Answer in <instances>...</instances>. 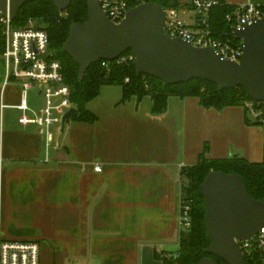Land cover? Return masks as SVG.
<instances>
[{
    "label": "crops",
    "instance_id": "0c3cea01",
    "mask_svg": "<svg viewBox=\"0 0 264 264\" xmlns=\"http://www.w3.org/2000/svg\"><path fill=\"white\" fill-rule=\"evenodd\" d=\"M177 1L180 19L194 27L191 0ZM247 1L264 4L228 3ZM5 75L0 54L1 231L37 241L40 264H167L155 254L180 248L181 169L197 163L204 145L208 158H227L230 147L246 158L255 134L261 145L241 106L217 111L170 96L155 115L149 96L122 102L119 85H102L86 104L94 122L70 118L47 139L39 126L19 124L20 87Z\"/></svg>",
    "mask_w": 264,
    "mask_h": 264
},
{
    "label": "water",
    "instance_id": "95a60500",
    "mask_svg": "<svg viewBox=\"0 0 264 264\" xmlns=\"http://www.w3.org/2000/svg\"><path fill=\"white\" fill-rule=\"evenodd\" d=\"M35 1L0 0V11L8 10L14 19L20 7ZM50 1L58 11L66 10L71 2ZM86 3V21L72 23L62 45V50L78 65L80 78L91 64L113 61L131 51L136 74L149 75L163 86L202 79L215 84L219 90L242 87L254 101L264 103V19L232 30L243 42V53L238 62H233L222 60L212 47H197L166 35L164 8L157 3L143 2L128 8L119 23L107 17L100 0H86ZM76 113L75 107L66 111L61 131ZM199 190L210 240L205 253L227 264H246L239 242L249 240L264 228V201L252 198L244 177L236 173L210 171ZM196 264L219 263L205 256Z\"/></svg>",
    "mask_w": 264,
    "mask_h": 264
},
{
    "label": "trees",
    "instance_id": "16d2710c",
    "mask_svg": "<svg viewBox=\"0 0 264 264\" xmlns=\"http://www.w3.org/2000/svg\"><path fill=\"white\" fill-rule=\"evenodd\" d=\"M125 1L128 7H134L143 2L157 3L164 9L178 7L177 0ZM232 9V6L223 3L211 8L209 29L214 37L228 36L237 41L232 35L230 25L225 20L226 14ZM61 12H64L65 15ZM61 12L55 8L50 0H37L20 7L13 19V24L24 27L29 20H33L35 27L44 29L48 33L49 48L63 66L64 80L71 90V104L77 109V113L73 114L71 119L94 122L96 116L86 109V104L98 95L102 85H119L123 90L122 102L133 96L138 100L144 96H149L152 101L151 112L155 115L163 114L166 111L170 96L195 97L198 99L199 105L206 109L220 111L227 107L241 106L245 112V124L260 125L248 116L249 109L245 103L249 102L254 105H264V103L254 101L242 87L219 90L215 84L202 79H192L188 82L163 86L161 81L149 75H137L132 61L111 62L108 66H102L101 61H99L91 64L83 77L80 78L78 65L62 50V45L68 37L70 25L86 21V0H71L68 8ZM38 20L43 22L39 24L37 23ZM2 51L3 40L0 38V54ZM207 150V145H204L197 163L181 169V197L192 200L191 226L189 229L180 232L178 256L171 255L166 258L161 257L158 253L155 254L156 258L161 259L164 263L196 264L199 259L211 256L219 264H227L225 261L205 253V249L210 245V240L206 233L205 208L199 185L210 171L241 175L246 181L248 194L256 200L264 201V155L262 161L251 162L241 156L208 158L205 156ZM183 179H188L187 184L184 185ZM243 255L246 264H262L256 250L244 251Z\"/></svg>",
    "mask_w": 264,
    "mask_h": 264
},
{
    "label": "built area",
    "instance_id": "2783aa9c",
    "mask_svg": "<svg viewBox=\"0 0 264 264\" xmlns=\"http://www.w3.org/2000/svg\"><path fill=\"white\" fill-rule=\"evenodd\" d=\"M220 3L233 7L225 16L231 31L264 19V4L247 1L232 5L228 0H191L186 8L195 13L194 27L180 19L177 8H168L164 9V33L189 41L197 47H212L222 60L238 62L243 53L242 40L236 38L233 31L232 35L237 41L228 36L217 38L209 29L210 10ZM100 6L114 23L121 22L130 8L125 0H100ZM0 38L3 40L1 56L5 62L6 82L13 79L20 87V102L14 106L20 111L18 122L23 126H39L48 139L54 127H61L63 115L72 107L71 90L64 80L62 64L49 48L48 33L35 27L33 20H29L24 27L15 26L7 10L6 13L0 11ZM133 60V53L126 52L113 61L101 60V65ZM30 91H35L42 99V105L37 110L29 105ZM245 104L249 113L255 115L252 103ZM94 170L101 172L102 167L96 165ZM191 203V199L181 197L178 216L180 230H187L191 226ZM239 245L242 252L256 250L264 264V228L249 240L240 241ZM0 264H40V244L32 240L6 239L0 225Z\"/></svg>",
    "mask_w": 264,
    "mask_h": 264
},
{
    "label": "rangeland",
    "instance_id": "374dc122",
    "mask_svg": "<svg viewBox=\"0 0 264 264\" xmlns=\"http://www.w3.org/2000/svg\"><path fill=\"white\" fill-rule=\"evenodd\" d=\"M63 15L64 12H61ZM29 103L31 106H34L35 109H39L42 105V99L37 96V94L35 93V91H30L29 93ZM249 103V102H247ZM73 107V106H72ZM252 109L255 112V115H252L250 113H248V116L251 119H254L257 123H259V131H261V145L259 146L258 143L256 142L257 140V136L256 134L253 136L254 137V141L252 142V145H250L249 148V155L246 156V158L249 161H261L262 160V156H261V148L263 147L264 144V137H262V133L264 132V105L262 104H252ZM264 135V134H263ZM231 154H235L233 148H229V151L227 153V156H230ZM242 157V156H241ZM188 179H183V183L184 185L187 184Z\"/></svg>",
    "mask_w": 264,
    "mask_h": 264
}]
</instances>
